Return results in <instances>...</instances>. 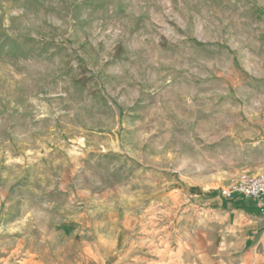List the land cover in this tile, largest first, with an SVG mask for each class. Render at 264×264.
<instances>
[{
    "label": "rangeland",
    "instance_id": "rangeland-1",
    "mask_svg": "<svg viewBox=\"0 0 264 264\" xmlns=\"http://www.w3.org/2000/svg\"><path fill=\"white\" fill-rule=\"evenodd\" d=\"M263 158L264 0H0V264H180Z\"/></svg>",
    "mask_w": 264,
    "mask_h": 264
},
{
    "label": "crops",
    "instance_id": "crops-1",
    "mask_svg": "<svg viewBox=\"0 0 264 264\" xmlns=\"http://www.w3.org/2000/svg\"><path fill=\"white\" fill-rule=\"evenodd\" d=\"M221 186L203 198V231L184 238L180 264H264V214L251 198L221 196Z\"/></svg>",
    "mask_w": 264,
    "mask_h": 264
},
{
    "label": "built area",
    "instance_id": "built-area-1",
    "mask_svg": "<svg viewBox=\"0 0 264 264\" xmlns=\"http://www.w3.org/2000/svg\"><path fill=\"white\" fill-rule=\"evenodd\" d=\"M219 194L224 197L239 194L251 198L264 214V170L255 173L239 172L235 178L219 188Z\"/></svg>",
    "mask_w": 264,
    "mask_h": 264
}]
</instances>
